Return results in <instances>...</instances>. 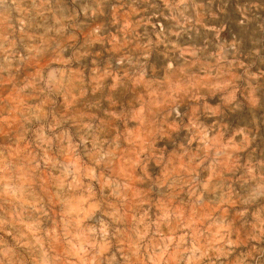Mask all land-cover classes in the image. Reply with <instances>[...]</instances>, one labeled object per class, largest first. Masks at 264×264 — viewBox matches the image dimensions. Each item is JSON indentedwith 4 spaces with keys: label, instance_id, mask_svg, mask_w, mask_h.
I'll list each match as a JSON object with an SVG mask.
<instances>
[{
    "label": "rangeland",
    "instance_id": "obj_1",
    "mask_svg": "<svg viewBox=\"0 0 264 264\" xmlns=\"http://www.w3.org/2000/svg\"><path fill=\"white\" fill-rule=\"evenodd\" d=\"M0 264H264V0H0Z\"/></svg>",
    "mask_w": 264,
    "mask_h": 264
},
{
    "label": "bare ground",
    "instance_id": "obj_2",
    "mask_svg": "<svg viewBox=\"0 0 264 264\" xmlns=\"http://www.w3.org/2000/svg\"><path fill=\"white\" fill-rule=\"evenodd\" d=\"M11 15V14H10ZM27 19V18H26ZM57 25V24H56ZM50 30V29H49ZM52 33V32H51ZM180 34V33H179ZM45 39V38H44ZM186 39V38H185ZM48 46V45H47ZM44 52V51H43ZM46 52V51H45ZM118 55V54H117ZM119 58V57H118ZM59 87V86H58Z\"/></svg>",
    "mask_w": 264,
    "mask_h": 264
}]
</instances>
